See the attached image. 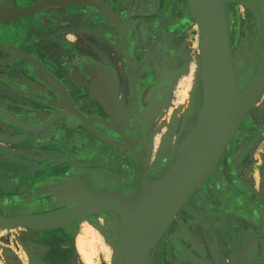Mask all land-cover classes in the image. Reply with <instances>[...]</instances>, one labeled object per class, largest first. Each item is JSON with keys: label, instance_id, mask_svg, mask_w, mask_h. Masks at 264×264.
<instances>
[{"label": "water", "instance_id": "95a60500", "mask_svg": "<svg viewBox=\"0 0 264 264\" xmlns=\"http://www.w3.org/2000/svg\"><path fill=\"white\" fill-rule=\"evenodd\" d=\"M3 1L0 0V3ZM114 1L120 4H115L119 7L117 13L110 8L112 0H9V7L0 6V10L11 12L7 17L0 16V24L8 25L0 29V36L16 34V28L10 26L15 21L34 17L50 8L80 7L82 11V7H88L91 19L100 26L97 31L100 30L101 36L112 41L116 50L131 53L138 59V64L132 62L133 73L138 76L133 83L135 97H127L128 104L124 108L130 118L134 120L138 111L140 117L148 113L161 116L160 110L169 105L174 80L186 67L180 63L183 56L178 40L175 38L170 42L165 36L169 27L165 30L163 20H160L164 0H146V3L143 0ZM212 1L189 0L200 36L195 58V84L184 114L188 118L192 112L196 98L194 91L199 81L198 116L190 154L194 157L186 163L180 162L182 145L190 137L186 133L175 148L172 162L162 173L154 167H147L138 155H135L136 162L131 164L135 167L139 163L141 167L119 171L118 159L124 155L123 151H130L109 137L111 133L119 136L108 125L113 120L111 114L102 109L105 120H99L103 116L97 108L88 101L79 104L78 99H73L70 90L41 61L16 49L13 52L22 59L5 55L3 52L6 50L3 51L4 48L0 46L1 95H6L3 90L22 86L19 78L23 77L33 79L44 88L43 96L35 93L29 95L39 100L37 107L13 101L5 106L0 105V179L9 187L8 191L0 187V193L14 194L0 198V205L10 202L20 206L25 200L23 195H28V199L35 204L47 199L53 201V207L58 209L69 206L49 214L24 212L10 217L3 216L6 212L0 207L3 212L0 213V230L20 228L28 233L44 232L69 227L91 215L108 213L111 217H104L103 220L111 235L100 233L112 248L110 264H135L146 253L148 257L144 264H151V252L174 215L214 172L223 150H228L245 114L264 95V39L257 69L240 89L230 55L224 9L217 31ZM255 2L264 23V0ZM87 11L85 13H89ZM78 14L77 9L69 17H77ZM187 25H193V20L190 19ZM138 36L142 44L151 45L152 57L150 53L137 52ZM124 62L130 66L127 59ZM123 125L126 126V122ZM78 135H83L85 144L95 146L96 150H102V147L99 148L93 139L109 148L106 165L94 168L91 163L77 157L75 152L81 147L80 141H77L80 140ZM70 143L71 146H68ZM45 146L53 147L54 154L64 160L42 166L41 159L36 155L38 149ZM158 158L156 153L151 165L159 163ZM78 169L83 170L85 180L76 176ZM147 172H154V178L146 180ZM122 177L128 184L134 178L139 179L137 190L129 198H125L119 190L101 192L87 185L103 186L108 180L120 184ZM57 180L63 182L53 189L44 188V185H55ZM205 226L216 244V231L209 223ZM0 239L5 242V239ZM226 246H229L228 243ZM1 256L5 263L12 264L10 251L2 248ZM28 257L31 261V256Z\"/></svg>", "mask_w": 264, "mask_h": 264}, {"label": "flooded vegetation", "instance_id": "af4514ba", "mask_svg": "<svg viewBox=\"0 0 264 264\" xmlns=\"http://www.w3.org/2000/svg\"><path fill=\"white\" fill-rule=\"evenodd\" d=\"M242 3H246L248 5V8H252V11L255 10L254 0H224V4L227 5L226 10H225L226 12L225 20L226 22H228L227 38H229L228 44L230 47V55H231L232 62L234 65L233 69H234L236 81L241 79V76L239 75L243 73V70H244V76L242 77L243 79L240 81L241 83H238L240 89L244 87V85L249 81L251 76L255 73L259 59H260L259 55L261 54V49H262V37H261L260 29L256 28V31H255L256 33H255L248 27L249 24L245 26H241L240 24L241 21L239 19V14H238V10L240 7L243 9L245 13L244 15H245L247 22L250 23V21L253 19L249 13V10L244 8ZM9 5H10L9 0H4L3 3H0V6L9 7ZM72 8H75V7H71L70 9ZM76 8L79 10V14L77 15L79 19L77 18L75 19L78 22L77 26H82V22H79L82 20V18H84L85 20L83 23V29L80 28L79 31H75V33L72 31L73 27L70 25V20H69L70 17L72 16L69 17V15L65 11L59 17H52V18L51 17L49 18L41 17V19L39 20H43V22H46L48 24L53 21V24L58 25V28H59L58 34L62 35L63 37H66L70 33L71 34L78 33V35H81L84 37L86 36L87 38L88 35L86 31L84 30L85 28L88 27L89 22L91 21L93 22V20L90 17L91 12L90 10L87 11L88 7H82V11L80 7H76ZM83 10L89 13H85V11ZM168 22H169L168 24L171 25L172 21H168ZM230 25H233V27H231ZM5 28L6 27L2 29H5ZM15 28H16V34H12L9 37L2 38L1 40H5V41H0V46L4 48L3 51L6 50L10 53L9 56L11 57L16 56L20 60L22 58H20V56H17L13 52V49L18 50L22 54L23 53L26 54V53L21 52L18 46L12 43L13 41L14 43H16L21 39L20 33L17 30L18 27H15ZM8 40L11 41L12 44H8L7 43ZM246 41L249 42V44L253 45L254 48L252 47L253 49H252V56L250 58L251 60H248V63L243 65L242 62H244L243 59H244V55L246 52L245 45L246 46L249 45L246 43ZM61 48L63 49L64 47H61ZM119 54H120V58H122L121 70H123V73L124 74L126 73L127 75L125 76L126 77L125 82L127 85L126 88L128 90L129 96L135 97L134 96L135 93L133 90V83L135 82L136 79H138V76L133 73L132 62L135 63L136 60L131 53H124L123 51H119ZM124 59H127V62L129 63L130 66H128L127 63L124 62ZM44 66L46 65L44 64ZM126 66H128V68H126ZM56 78L60 80V78L58 77ZM119 78H122V75ZM19 80H21L20 84H22V86H16V87L10 88V90L8 91L5 90V92L10 97H13L16 99H23L26 97L25 94L31 93L30 90L35 91L33 90L34 84L32 83L35 81L33 79H26L25 77L19 78ZM117 85L119 87L120 80L118 81ZM111 86L108 85L107 90H105L104 93H102V97L106 99L105 105L102 104L101 106H95V105L94 106L97 108L101 116H103L102 117L103 119L100 118L99 120H102V121L105 120L104 119L105 115L102 113V109H104L105 111L111 114V117L113 120L112 122L108 123V125L109 127L113 128L116 132H118L119 136L111 133L109 137L112 138L113 140H116V142L118 141L120 144H122L123 147H125L127 150L130 151L128 153L123 151L125 156L124 155L121 156L118 159V163H117V160L116 161L114 160V163L118 164L119 171H122L126 168L136 169L135 168L136 166L141 167V165L139 163H136L137 165L134 167L133 166L134 164H131V162L132 163L136 162L135 155H138L143 160V162L146 163L147 167H154L157 170H159V172L161 173L164 172L168 168V165L172 162L173 155H174L172 154V149L174 145H176L181 139V131L183 130V128L180 129V126L179 128L177 127L175 130V135L169 138L165 134L166 129L165 127H163L165 126V124L164 123L162 124V120H164L163 118H160V120H158L157 119L158 117L149 115V113L142 116L143 117L142 118L140 117L139 115L140 113L138 111L135 115L136 116L135 119L134 120L131 119L129 116V113L124 109L121 101L115 99V92ZM65 87L67 86L65 85ZM6 97L7 96H3L0 94V105L5 106V104L9 101H13L16 104L23 105L22 103H19L18 101L8 100ZM116 108H119L120 111L118 112ZM125 122H126V126L123 125V123ZM119 123H121L122 125H120ZM243 123L244 121L240 124V126L243 125ZM169 124L171 123L169 122ZM184 125L186 124L184 123ZM125 127H128V129L127 130L124 129ZM233 141L234 140L232 139L231 141L232 148L236 144L237 140L234 143ZM161 148L165 153L163 164L161 165L160 163H157L156 165H151V159L154 157L156 153H157V156H159L158 160L162 159L161 154H160L161 151H159ZM229 151H230V148H229ZM114 152H117V150H114ZM169 155H171V158L168 160L167 163H165ZM108 159H107V162H108ZM223 159H225V152L223 156H221L213 172L214 174L216 173L215 175H218V178H220V175L226 169L225 167L226 165H221V162L223 161ZM260 173L261 174L259 175V177L261 180V192L262 194H264V167H261ZM152 178H154V172H147L146 180L152 179ZM209 178L210 176L201 185V188L203 190H205L206 188L205 182L209 180ZM1 183L3 182L1 181ZM138 183H139V179L134 178L132 182H130V185H129L128 183L124 182V177H122L120 180V184L111 182L110 185L105 186V187L102 186V188H109L110 190H119L124 195L125 198H129L137 190ZM122 186L125 187V189H123ZM0 187L3 190L9 189V187L3 184ZM90 189L97 190L94 188H90ZM110 190H107V191H110ZM97 191L106 192L103 190H97ZM198 192H199V189H198ZM4 194H5L4 195L5 198L7 195L8 197L12 196L11 193H7V194L4 193ZM0 198H3V195H0ZM23 198H25L23 205H20V206L13 205L14 209L12 208L10 211H6V213L4 214L1 211L0 213H2L3 216L5 217H10L15 214L24 213V212H28L30 214L41 215V214H49V213L63 210L69 207V206H63L59 209H55V207H53L54 202L51 200H47V199L44 201V203L48 201L49 206L44 207L41 204L38 205V204H35L32 200H29L28 195H25V196L23 195ZM193 199H198L196 192L188 198L185 205H187L188 203H192L195 206V204L193 203ZM27 203H29V205H31L32 207L24 208L23 206L28 205ZM185 205L181 208L182 210H186ZM259 207L261 209V213H260V216L257 218V222L255 221L253 215H250V214H246L245 216H242L241 218L238 217L239 218L238 221L243 226L241 230L242 240L239 241V237L234 232V235L236 236L233 238V242H235L233 244L234 246H232L230 249H227L225 251L219 249L217 245L212 241L213 239L211 240L212 242L209 243L210 239L212 238L210 233H209L210 235L209 236L207 233L205 234L204 232H202V230H200L197 227L192 230L185 229L184 224L187 220L189 221L190 218H187L188 215H186L185 211H181L182 214H180V216L178 217L176 216L170 222V224L166 227L161 237L159 238L156 246L151 252L152 264H189V261L197 262V264H264V203L259 204ZM73 225L74 223L71 225L70 228H68L67 232L63 233L62 237H60L62 240L65 239L64 240L65 242H63L64 245L62 249H59L58 245L54 243H52V245L50 244L49 247L46 248L45 250H43V247H40V248L38 247V249H36L38 251L37 252L38 254H42V253L44 254L43 259H45V261H47L48 264H58L59 259H58L57 254L62 256V262H66L67 259H69L70 253H71L70 242L72 238V232H74L75 230V227ZM180 237H184L185 240L180 242L178 240V238ZM207 246H209L210 248H208ZM193 250L198 251L200 254V257L195 256V254L193 253ZM207 251L212 254L213 258L209 259V257L207 256Z\"/></svg>", "mask_w": 264, "mask_h": 264}, {"label": "rangeland", "instance_id": "374dc122", "mask_svg": "<svg viewBox=\"0 0 264 264\" xmlns=\"http://www.w3.org/2000/svg\"><path fill=\"white\" fill-rule=\"evenodd\" d=\"M143 3H146V0H143ZM254 3H256L255 0ZM161 4L162 11L164 12L160 20H163L162 24L165 30L169 27L165 36L170 42H173L176 38L178 42L181 43L183 58L180 63L186 65L184 72L182 70V73L176 77L173 83L169 105L167 107L172 110L179 106L180 101L182 102L186 90H188V99L190 98L189 94L195 84L197 72L195 58L198 55V43L196 39L197 30L194 22L193 25H187L191 18L183 0H164ZM242 5L244 8L249 9L246 3H242ZM226 7L227 5L224 4V10H226ZM238 14L241 26L249 24L250 27V23L247 22L244 15L245 13L241 7L238 10ZM28 20L31 22L32 18ZM28 20L26 19L25 23H27ZM168 21H172L171 25L168 24ZM225 23L227 29L228 22L225 21ZM230 26L233 27V25ZM136 39L137 52L150 53L152 57L153 52L150 48L151 45L142 44V40H140L139 36L136 37ZM146 39L148 40L147 37ZM135 59V63L138 64V59ZM239 76H241V79L237 80V83H241L240 81L243 79L244 72ZM198 86L199 81H197V87L194 91L196 98L190 115L196 110L199 103L197 97L199 93ZM162 110H160V112L158 111L161 116H157V119H164L162 123L165 124L163 127L166 129L165 132L167 135L166 125L168 120L166 121L165 115L162 114ZM253 110H255L254 114ZM253 110L248 115L246 114L247 116H245L246 118L243 120V125H239L233 135V143L237 140L236 144L232 148V143L230 142V151L229 148L224 151L225 159H223L221 165H226V169L222 172L220 178H218V175H215L216 173H212L209 180L205 182V190L200 187L199 192H196L198 199H193V203L196 207L192 203H188L185 205L186 210L181 209L176 215L178 217L182 214L181 211H185L186 215L189 216H187V218H190V220L185 222L184 228L192 230L197 227L208 235L209 233L205 225L209 223L214 231H216L215 238L217 247L224 251L234 246L233 244L235 242H233V238L236 237L234 232L239 237V241L242 240L241 230L243 226L238 221V217L241 218L246 214H250L253 215L257 222V218L261 213L259 204L264 203V194L261 192V180L259 177L261 174V167H264V95L256 102ZM184 123L185 120H180V129L183 128ZM177 125L178 124L175 123V128L178 127ZM183 135L184 133L182 131L181 136ZM177 144L174 145L172 154H174L175 148L178 146ZM162 155L163 153L161 152V156ZM3 191L8 190L4 189ZM11 194L14 195L13 193ZM0 195H3L5 198L4 193H0ZM6 197H8V195ZM4 204L11 203L6 202L1 204L0 207L2 210ZM23 207L26 208V206ZM104 217H111V215L108 213H99L74 222L73 226L75 230L72 232L70 242V257L66 262H62V256L57 254L59 259L58 264L110 263L112 248L100 233L104 232L107 236L111 235L104 223ZM70 227L71 225L66 228L35 233H28L20 228L0 230V238L5 239V242L0 239V264H7L1 256L2 248L11 252L12 264H48V262L43 259L44 254H38L36 249H38V247H43V250H45L50 244L52 245V243L57 244L59 249H62L65 239L62 240L60 237H62V234L66 233ZM80 239H82L81 250L78 247V241ZM212 239L213 238L210 239L209 243L213 241ZM178 240L181 242L185 239L184 237H180ZM226 243H228V247ZM207 247L210 248L209 246ZM193 253L195 256L200 257L198 251L195 252L193 250ZM84 254L88 255V261L85 259ZM28 255L31 256V261H29ZM207 256L209 259L213 258L212 254L208 251ZM191 263H193V261H189V264Z\"/></svg>", "mask_w": 264, "mask_h": 264}, {"label": "crops", "instance_id": "0c3cea01", "mask_svg": "<svg viewBox=\"0 0 264 264\" xmlns=\"http://www.w3.org/2000/svg\"><path fill=\"white\" fill-rule=\"evenodd\" d=\"M115 4L116 1L112 0L110 3L111 8L116 12L119 7ZM72 9H56L51 8L44 12L37 14L34 17L25 18L22 20L15 21L12 25L18 27L17 30L20 33L21 39L14 43L18 46L21 52L29 54L38 61L44 63L51 71L52 74L61 81L65 83L67 88L71 92L73 99H78L77 102L81 104L84 101L88 103L100 106L104 104L106 99L102 97V93L107 90L108 85L112 87L115 92V99L121 101L123 107L128 104L127 97L129 96L128 90L126 88V73L121 70L122 58H120L119 50L115 49V44L109 41L106 37L101 36L100 27L97 22L91 21L88 27L85 28L88 37L74 34L75 31H79L80 28L83 29L84 18H82V26H77L76 18L73 17L70 20V25L73 27V34H68L66 37L58 34V25L43 22L39 20L42 18L49 17H59L64 11L70 15L74 10ZM117 13V12H116ZM29 22L28 19H31ZM26 19L28 20L27 23ZM7 24H0V29L7 27ZM70 26V27H71ZM78 29V30H77ZM5 36H0V41ZM8 44H12L11 41H7ZM61 47H64L63 49ZM5 55H9L8 51L3 52ZM62 65V66H60ZM128 74V72H127ZM122 78H119L121 77ZM120 80V85L118 87V81ZM21 80H19L20 82ZM32 82V81H30ZM34 84L31 93L43 96L44 88L41 85ZM117 83V84H116ZM10 90V89H9ZM5 92V90H3ZM7 95V94H6ZM5 94L3 96H6ZM30 94H25V98L16 99L7 95L8 100L18 101L25 106L37 107L39 106V100L29 96ZM104 102V103H103ZM84 108V106H82ZM126 110V109H125ZM127 111V110H126ZM80 136L81 147L78 148L75 154L78 158L83 159L85 162L91 163L94 168H102V166L107 164V155L109 151L105 145L96 139H93L94 143L102 150H96L91 145L85 144V137ZM82 137V138H81ZM71 146V143L68 145ZM39 153L36 155L38 159H41L42 166H51L59 161H63L64 158L60 155L54 154L53 147L45 146L38 149ZM76 176L78 179L85 180V174H83L82 169L77 170ZM63 181H56L55 185H44V188L48 190L49 188H54L59 186ZM112 181L108 180L105 186L110 185ZM4 185V183H2ZM88 187L97 190L106 191L109 188H102V186L94 185L90 183L87 184Z\"/></svg>", "mask_w": 264, "mask_h": 264}, {"label": "bare ground", "instance_id": "6f19581e", "mask_svg": "<svg viewBox=\"0 0 264 264\" xmlns=\"http://www.w3.org/2000/svg\"><path fill=\"white\" fill-rule=\"evenodd\" d=\"M50 1V0H49ZM83 1V0H82ZM89 1H97V0H89ZM260 1V0H259ZM183 2H184V4H185V6L187 7V9H188V11H189V16H190V18L193 20V22H194V24H195V27H196V30H197V34H196V39H197V45L198 46H200V42H199V40H200V36H199V28H198V25H197V23H196V21H195V19H194V17H193V15H192V10H191V8L189 7L190 6V4H189V0H183ZM96 3V2H95ZM224 0H213L212 1V9H213V16H214V19H215V23H216V29H217V31H219V23L218 22H220V20H221V18H222V15H223V9H224ZM249 10V13H250V15H251V17L254 19V21H253V19L250 21V27H249V25H248V27L253 31V32H255L256 31V28L258 29H260V31H261V37H262V39H264V35H262V34H264V23H262V17H261V14H260V10H259V7H258V5L255 3V10H253L252 11V8H249L248 9ZM257 12V13H256ZM10 13L11 12H9V11H7V10H4V9H1L0 10V16L1 17H7V16H9L10 15ZM225 10H224V18H225ZM188 17V16H187ZM251 17H250V19H251ZM189 18V17H188ZM226 19V18H225ZM226 21V20H225ZM186 24H187V22H186ZM259 32V31H258ZM256 33V32H255ZM254 34V33H253ZM251 37V36H250ZM255 38V37H254ZM229 39V38H228ZM229 43V42H228ZM246 43L247 44H249V42H247L246 41ZM260 46H261V44H260ZM245 47H246V52H245V55H244V59H243V61L244 62H242V64L243 65H245V64H247L248 63V60H251L250 58H251V56H252V49L254 48V46L253 45H251V44H249V45H245ZM253 47V48H252ZM260 56V55H259ZM241 58H242V56H241ZM240 58V59H241ZM254 60V59H253ZM251 62V61H250ZM249 62V63H250ZM238 65V64H237ZM234 66V65H233ZM242 67H244V66H242ZM248 70V69H247ZM243 72H244V70H243ZM247 72V71H246ZM187 92H188V90H186L185 91V95H184V97H183V99H182V102L180 101V103H179V106L177 107V108H173L172 110L171 109H169V108H164L163 110H162V114H164L165 115V118H166V120H168V123H167V125H166V128H167V135L166 136H168L169 138L170 137H172L173 135H175V123H177L178 125V128H179V126H180V120H185V124L186 125H184L183 126V133H184V135L183 136H181V140L183 139V137L184 136H186V133L190 136L189 138H187V140L184 142V144L182 145V150H181V154H180V162L181 163H186V162H188V161H190L193 157L190 155L191 154V151H192V148H193V143L192 142H194V141H192L193 139H192V137L194 136V134H193V131H194V127L196 126V120H197V116H198V110H197V108H196V110H194L193 111V113H192V115H189V117L187 118L184 114H186L185 112H186V109H187V107H188V96H187ZM254 109V108H253ZM253 109H249L250 111H248L249 113L253 110ZM257 109V108H256ZM248 112L246 113L247 115H248ZM255 113V110H253V114ZM245 114V116H247ZM244 116V118H246ZM163 117V116H162ZM244 118H243V120H244ZM242 120V121H243ZM241 121V122H242ZM169 122L171 123V124H169ZM241 122H240V124H241ZM166 123V122H165ZM163 124V123H162ZM239 124V125H240ZM155 126V125H154ZM239 127V126H238ZM238 129V128H237ZM236 129V130H237ZM181 131V132H182ZM236 132V131H235ZM178 133V132H177ZM125 134V133H124ZM127 134V133H126ZM165 134H166V132H165ZM235 134V133H234ZM187 135V136H188ZM126 136H128V135H126ZM131 137V136H130ZM232 139H233V137H232ZM232 139H231V141H232ZM181 140H179V142H178V144L177 145H179L180 144V141ZM129 149V148H128ZM169 149H170V147H169ZM160 151L163 153V155L161 156L162 157V159L160 160L159 159V163L162 165L163 164V162H164V155H165V153H164V151L162 150V148L160 149ZM224 151H225V149L223 150V152H222V154H221V156L223 155V153H224ZM159 152V151H158ZM161 154V153H160ZM167 156V155H166ZM221 156H220V158H221ZM220 160V159H219ZM218 163V162H217ZM126 183V182H125ZM130 185V184H129ZM128 185V186H129ZM104 187H105V185H103ZM125 186V185H124ZM134 186V185H133ZM122 188L123 189H125V187H123L122 186ZM128 188V187H127ZM107 190H110V189H107ZM106 190V191H107ZM131 190V189H130ZM125 191V190H124ZM126 192V191H125ZM48 202V201H47ZM40 203L41 205H43L44 207H46V206H49V202L48 203ZM39 205V204H38ZM27 207H32V206H30L29 204L28 205H26V208ZM14 209V206H13V204H4V206H3V210L4 211H10L11 209ZM177 215V213L174 215V217ZM174 218H172V220H173ZM171 220V221H172ZM81 244H82V239H80L79 241H78V247H79V249L81 250ZM151 252V251H150ZM150 252H149V255H150ZM109 256H110V254H109ZM84 257H85V259L88 261L89 260V257H88V255L87 254H84ZM147 257H148V253H146L143 257H141V258H139V259H137L136 260V263L135 264H144V261H146L147 260ZM150 262H151V264H152V261L150 260ZM110 264V263H109Z\"/></svg>", "mask_w": 264, "mask_h": 264}]
</instances>
